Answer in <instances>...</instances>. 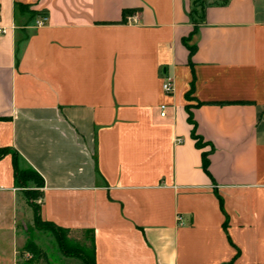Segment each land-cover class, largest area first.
Masks as SVG:
<instances>
[{
    "label": "crops",
    "instance_id": "0c3cea01",
    "mask_svg": "<svg viewBox=\"0 0 264 264\" xmlns=\"http://www.w3.org/2000/svg\"><path fill=\"white\" fill-rule=\"evenodd\" d=\"M204 2L195 21L193 0H0V146L97 264H264V0ZM24 197L9 153L0 264L20 259Z\"/></svg>",
    "mask_w": 264,
    "mask_h": 264
},
{
    "label": "rangeland",
    "instance_id": "374dc122",
    "mask_svg": "<svg viewBox=\"0 0 264 264\" xmlns=\"http://www.w3.org/2000/svg\"><path fill=\"white\" fill-rule=\"evenodd\" d=\"M201 2L202 0H193L192 18L195 21L201 19ZM22 193L25 195V200L30 205L32 216L29 214L20 213L18 218V232L22 239L19 240L18 257L20 262L26 260H36L38 264H62L64 253L61 250L59 242L56 239V234L42 218L37 220L36 215L41 208V188L35 180H30L26 184L19 186ZM29 194H28V193ZM35 210V212H34ZM70 237V233L68 235ZM81 242H91L92 236L90 233H74ZM12 241V234L9 231H0V251L4 247H8ZM39 256V258H38ZM38 258V259H37ZM76 262V261H73ZM78 262V261H77Z\"/></svg>",
    "mask_w": 264,
    "mask_h": 264
},
{
    "label": "trees",
    "instance_id": "16d2710c",
    "mask_svg": "<svg viewBox=\"0 0 264 264\" xmlns=\"http://www.w3.org/2000/svg\"><path fill=\"white\" fill-rule=\"evenodd\" d=\"M19 9H28V5L26 4H18ZM205 7V2L202 0L201 2V17H202V12ZM137 11L136 8H124L123 9V16L122 19L120 20L121 22H126L127 17ZM192 12L194 10L192 9ZM188 38H184L183 41L185 44L189 46L190 49V54H192L195 50V46H190L187 42ZM189 120L193 123V118L191 114L189 115ZM193 137L196 140V145L197 147H203L205 145V142L203 141L202 136L198 135L195 130H193ZM11 153L13 156V164H14V174H15V183L19 187L21 185L26 184L30 180H35L40 188L44 186V178L43 176L33 167L31 166H25L21 163V158L20 155L17 151L13 150L12 148L9 147H2L0 146V160L5 157L7 154ZM209 152L204 151L203 152V167L206 172L209 173ZM28 193V192H27ZM29 194V193H28ZM41 196H42V190H41ZM41 210V208H40ZM40 210L36 215V219L39 220L41 219L40 216ZM35 212V210H34ZM49 227L52 228V230L56 234V239L59 242V245L61 247L62 252L66 256H71L78 258L81 261V264H97L96 260V244L94 241V238L92 237L91 242H81L78 239L71 238L69 237L70 230L66 228L59 227L51 222L44 221ZM39 258V256H38ZM37 258V259H38ZM17 264H38L36 260H26L25 262H17Z\"/></svg>",
    "mask_w": 264,
    "mask_h": 264
},
{
    "label": "built area",
    "instance_id": "2783aa9c",
    "mask_svg": "<svg viewBox=\"0 0 264 264\" xmlns=\"http://www.w3.org/2000/svg\"><path fill=\"white\" fill-rule=\"evenodd\" d=\"M49 20V17L47 14L41 15L39 18L36 19L35 23L37 26H44ZM6 29L4 27H0V34L5 33ZM163 89L166 93H171L172 90V84L169 79H165L163 82ZM162 112L161 114L164 116L165 115V109L166 105H162Z\"/></svg>",
    "mask_w": 264,
    "mask_h": 264
}]
</instances>
